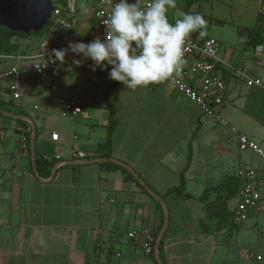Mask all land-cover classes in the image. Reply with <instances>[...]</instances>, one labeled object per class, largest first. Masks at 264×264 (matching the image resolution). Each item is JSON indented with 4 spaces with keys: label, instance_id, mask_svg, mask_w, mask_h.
<instances>
[{
    "label": "crops",
    "instance_id": "obj_1",
    "mask_svg": "<svg viewBox=\"0 0 264 264\" xmlns=\"http://www.w3.org/2000/svg\"><path fill=\"white\" fill-rule=\"evenodd\" d=\"M76 14L75 7L78 38H72L73 27L54 24L41 37L13 36L17 53L37 52L45 41L56 46L100 36L97 22L89 18L92 10L83 15L79 8ZM262 28L264 34V23ZM238 33L241 45L235 55L224 52L220 57L229 65L234 58L239 60L238 66L264 80V52L245 46V36ZM258 45L264 49V43ZM74 59L68 55L63 63L58 61L46 83L28 89L20 102L0 97V264H155L154 253L134 244L128 233L157 231L163 208L122 169L95 161L108 154L158 194L178 186L186 168L183 193L189 197L170 193L165 198L166 264H234L236 255L242 264H264V238L234 240L237 226H228L206 207L216 203L224 181L235 176L238 165L254 167L264 176V160L239 150L236 136L244 134L264 146L263 93L239 84L231 71L222 68L223 104L204 113L166 81L135 90L118 83L109 93L114 128L108 149L104 89L112 81L111 68L93 71L90 59L79 66ZM62 99L76 101L80 112L62 114ZM36 101L40 109L33 104ZM18 119L26 121L31 131L32 126L37 129L34 157L53 162L46 168L48 174L37 177L28 151L19 148ZM52 132L58 134L56 140L51 139ZM78 151L84 156H76ZM231 206L230 199L228 210Z\"/></svg>",
    "mask_w": 264,
    "mask_h": 264
},
{
    "label": "built area",
    "instance_id": "obj_2",
    "mask_svg": "<svg viewBox=\"0 0 264 264\" xmlns=\"http://www.w3.org/2000/svg\"><path fill=\"white\" fill-rule=\"evenodd\" d=\"M119 0H91L93 6L92 14L100 28V38L103 39V21L110 15L112 7ZM135 0H128L134 3ZM52 27L54 24L62 25L70 30L76 23L75 0H51ZM141 7H146L150 0H140ZM170 23H174L167 13ZM48 19V21H49ZM94 38V37H93ZM68 40L56 46H51L47 41L43 42L37 52L0 54V61H5V66H0V97H6L14 102H20L24 94L31 87L44 85L48 75L59 61L52 55V50L67 49L69 43H89L93 40ZM44 45V47H43ZM219 41L210 36L202 39L190 34L184 45V60L181 70L165 80L182 92L188 99L196 103L204 113H210L214 107L221 106L226 93V83L222 76L221 69L227 68L244 85L255 88L264 94V80L260 76L253 75L246 67L229 65L218 54ZM255 52H264L263 45L255 46ZM43 53V59L38 62V56ZM73 55L76 60H81L82 55H75L69 51L66 55ZM85 60L81 64H83ZM63 113L77 114L80 112V105L74 100H60ZM36 108V107H35ZM18 146L21 150H27L24 128L19 127ZM238 148L241 151L249 150L264 160V149L246 135L237 133ZM52 140H56L58 134L52 132ZM83 157L84 153H75ZM238 180L235 194L231 198V221L238 226L245 221L250 213H256L262 209L264 201V176L254 167L240 164L234 172ZM128 237L134 244L141 247L146 253L152 250L153 236L146 230H133ZM255 258L261 260V255L256 254Z\"/></svg>",
    "mask_w": 264,
    "mask_h": 264
},
{
    "label": "clouds",
    "instance_id": "obj_3",
    "mask_svg": "<svg viewBox=\"0 0 264 264\" xmlns=\"http://www.w3.org/2000/svg\"><path fill=\"white\" fill-rule=\"evenodd\" d=\"M175 8L176 0H150L146 7H141L140 0H119L103 21V39L96 36L89 43H69L67 49H53L52 55L61 63L69 51L82 55L73 63L79 66L90 59L93 71L110 66L108 78L133 90L163 82L185 63L184 45L190 34L198 32L200 39L207 35L208 22L199 13H180L170 23L167 13Z\"/></svg>",
    "mask_w": 264,
    "mask_h": 264
},
{
    "label": "rangeland",
    "instance_id": "obj_4",
    "mask_svg": "<svg viewBox=\"0 0 264 264\" xmlns=\"http://www.w3.org/2000/svg\"><path fill=\"white\" fill-rule=\"evenodd\" d=\"M75 7L76 13L78 14V9L80 8L83 15L91 14L93 9L91 0H75ZM186 9L192 14L199 13L208 22L206 36H213L219 41V56L224 52H231L232 55H235L236 52L233 51L239 49L241 45L238 43L240 35L238 30L253 26L256 23V19L264 20V0H194L188 7H186V0H176V8L169 9L168 14L175 23V20L180 18V13H186ZM89 18L96 23L94 17L89 16ZM86 21L88 22V19ZM48 22L40 32H45L49 29L52 22L51 18ZM74 27L72 28V38H78L74 33ZM230 64L238 66L239 60L235 61L234 58ZM234 78L239 84H243L235 76ZM33 104H36L40 109L41 104L39 102L36 101ZM262 148L264 149V146ZM254 224L256 225L254 226ZM252 237L256 241H262L264 238V210L259 213H251L245 221L237 226V230L232 234L234 240L238 238L239 242L242 243L248 242V238L252 240ZM235 255L236 252L234 250V257ZM262 256L264 257V253H262ZM236 258L238 260H234V264H242L241 259L237 255Z\"/></svg>",
    "mask_w": 264,
    "mask_h": 264
},
{
    "label": "trees",
    "instance_id": "obj_5",
    "mask_svg": "<svg viewBox=\"0 0 264 264\" xmlns=\"http://www.w3.org/2000/svg\"><path fill=\"white\" fill-rule=\"evenodd\" d=\"M192 1H194V0H186V7H188ZM185 12L192 14L187 9L185 10ZM48 23L49 22H47L46 24H48ZM263 23H264V20L256 19V23L253 26L238 30L241 34H243L245 36L244 41H243L245 46L254 47L258 44L264 43V34H263V28H262ZM41 30L36 31V32L22 33V32L11 31L5 27H0V54H15L18 52V44H17V42H14L12 40L13 36H15V35H19V36L35 35L37 37L38 36L41 37L46 32V31L40 32ZM192 34L197 36L198 32H194ZM118 83L119 82L112 80L104 89L105 101H106V105L108 106V109H109L108 132H107V136H106L105 143H104L108 147V149L110 148L111 134H112V131L114 128L113 107H112V104H111V101L109 98V93H110V90ZM18 122L20 124V127L24 128V134L26 137L25 142H26V146H27V151H28L29 156H30V162L32 165L33 173L37 177H39L41 175L48 174V170H46V168H47V166L53 164V162L52 161L48 162L45 159L39 158V157H34V156L31 157L30 145H31L32 131L29 128V125L26 121L18 119ZM27 127H28V129H27ZM18 132L20 133V130ZM36 133H37V129L34 127V134H36ZM105 157L106 158L99 159V161H98V162H100V164L102 166L107 167V168L113 167V168L122 169L127 174V177L129 179L133 180L144 192H149V190L153 191L154 194H156L163 202H165L166 196L170 193H176V194L182 195L186 198L189 197L187 194L183 193L184 172H185L186 168H184L180 172V178H179L178 186L169 188L164 194H158L144 180H142L143 183H140L139 179H141V178L138 175H137V177H135L133 175L132 171L125 166L126 165L125 163H123L125 165H120L119 163L115 162L116 160H112L110 158L109 154ZM105 160H107V161H105ZM187 160H188L187 161V164H188V162L190 160V155H188ZM237 185H238L237 178L235 176L229 177L228 179H226L224 181L222 194L217 196V198L215 199L216 203H214V202L206 203V205H207L206 207H207L209 213L216 212L214 214L218 218H222V219L226 220L228 223V226H230V227H236V225H234L231 221V211L228 210L227 203L235 194ZM155 202L159 207H161L160 202H158L157 200H155ZM162 224H163V220L160 222V225H159L157 231H155L154 233H151L154 238H153V241L151 243L152 250L149 253L153 254L154 253V247L157 246V253H158L159 259H160L162 264H166V262L163 259V235H162L161 240L158 242V244H156V237H157L159 230L161 229ZM155 264H157L156 258H155Z\"/></svg>",
    "mask_w": 264,
    "mask_h": 264
},
{
    "label": "water",
    "instance_id": "obj_6",
    "mask_svg": "<svg viewBox=\"0 0 264 264\" xmlns=\"http://www.w3.org/2000/svg\"><path fill=\"white\" fill-rule=\"evenodd\" d=\"M51 10V0H0V27H5L11 31L22 33L39 31L48 22ZM21 118L28 120V118L25 116H21ZM31 135L30 149L31 157H33V126ZM95 161H99V159H96ZM115 162L119 163L120 165H125L123 162L117 160ZM125 166L132 171L128 165ZM132 173L135 177H137L135 172L132 171ZM139 182L143 183L142 179H139ZM148 193L155 200L160 202L164 211L163 224L156 237V244H158L168 224L167 208L165 202H163L156 194H154L153 191L149 190ZM154 255L157 264H162L157 253V246L154 247Z\"/></svg>",
    "mask_w": 264,
    "mask_h": 264
}]
</instances>
